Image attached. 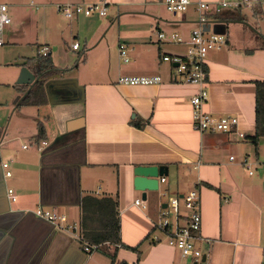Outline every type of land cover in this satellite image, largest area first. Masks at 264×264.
I'll return each mask as SVG.
<instances>
[{
    "label": "crops",
    "instance_id": "0c3cea01",
    "mask_svg": "<svg viewBox=\"0 0 264 264\" xmlns=\"http://www.w3.org/2000/svg\"><path fill=\"white\" fill-rule=\"evenodd\" d=\"M64 1H105L110 23L91 16L66 19L55 10ZM197 1L177 15L159 0H0L11 18L4 40L29 44L37 54L47 47L55 66L38 78L44 101L18 106L36 83L26 85L0 126V264H193L155 227L165 203L159 196L180 198L192 189L199 195L202 240L196 246L204 264H264V174L255 166L249 175L242 165L264 150V137L255 144L250 139L254 82L264 80V0L211 19L226 44L208 54L203 110L236 117L245 139L195 131L189 100L199 87L172 81V65L161 59L183 53L186 45L159 40L157 32L186 40L196 27ZM120 44L128 46L127 62L119 58ZM121 75H158L161 81L119 84ZM1 163H8L10 176ZM138 165L167 169L158 190L146 192L144 210L134 204L141 200L133 186ZM7 188L15 201L8 200ZM109 200L116 202L119 241L102 242L109 251L95 255L83 251L82 240L33 214L38 207L64 214L91 243L83 233L99 231L112 216ZM104 253L113 255L112 263Z\"/></svg>",
    "mask_w": 264,
    "mask_h": 264
},
{
    "label": "built area",
    "instance_id": "2783aa9c",
    "mask_svg": "<svg viewBox=\"0 0 264 264\" xmlns=\"http://www.w3.org/2000/svg\"><path fill=\"white\" fill-rule=\"evenodd\" d=\"M165 9L179 15L186 11L192 4V0H159ZM256 0H217L214 3L206 1H197L195 3V13L197 14L196 27L191 29L188 37L184 40L179 34L171 33L166 36L163 32H157L159 40L170 43H184L185 50L181 54H165L161 57L163 61H167L172 65L170 79L176 81L178 78L183 82L196 85L199 87L198 92L190 97L189 103L192 108V127L199 133L222 132L234 133L240 139H245V134L238 129V119L234 116H213L209 112L203 110V105L206 103L208 95L205 89L206 84V61L210 51L219 50L226 44L224 34L216 33L211 29V19L221 14L224 9L234 8H251L256 4ZM31 5L33 3L31 2ZM55 10L66 19H73L78 16H90L97 14L99 16L107 15V4L105 1L97 3H84L64 1L55 4ZM211 17V18H210ZM11 23V18L8 14V6L0 3V46L4 43L2 35L4 28ZM205 25L209 28L206 31ZM204 26V27H203ZM72 49L78 48V43L71 45ZM47 47H42L38 54L46 55ZM119 58L127 62L126 45L118 46ZM161 81L160 76H145V75H121L117 78V83L127 85H150L158 84ZM25 148V146H23ZM230 159H233L231 156ZM243 167L249 175L253 174L255 166H259L264 172V150L260 159L242 162ZM1 167L5 169L4 176H10L8 163H1ZM164 178H159V182H163ZM6 195L11 202L16 200V195L12 188L6 189ZM134 204L141 210L146 208L144 201L136 199ZM163 204L165 206L163 207ZM160 203L158 209V221L155 227L164 235L165 242L179 251L180 255L195 264H204L202 257L203 251L196 246V242L202 240L200 236L201 214L199 195L196 189L188 191L180 198L177 196L170 197L168 202ZM33 214L39 219H43L50 223L57 230L70 234L79 240H82V249L86 253H91L100 248V244H91L82 239L79 235L80 227L77 222L67 219L64 214L55 213L50 210L38 207L33 211ZM155 240H158L154 236ZM116 246H119L118 244Z\"/></svg>",
    "mask_w": 264,
    "mask_h": 264
},
{
    "label": "trees",
    "instance_id": "16d2710c",
    "mask_svg": "<svg viewBox=\"0 0 264 264\" xmlns=\"http://www.w3.org/2000/svg\"><path fill=\"white\" fill-rule=\"evenodd\" d=\"M239 19V17H237ZM23 66H28L32 69L33 74L37 78H41L45 73L53 71L55 66L52 62L49 53L46 55L37 54L35 58L27 59ZM24 90L26 85H22ZM255 87V107H254V134L250 136L251 141L255 144L257 140L264 137V80H256L254 82ZM44 101V90H43V80L38 79L36 84L23 96L18 106L27 105H39ZM136 127L141 128L142 123H135ZM208 185V184H206ZM209 186V185H208ZM87 197L82 199L81 212H82V223L85 220V200ZM89 202V200L87 199ZM94 201V200H93ZM104 200H102L103 202ZM100 202V200L98 201ZM112 207V216L102 224V228L96 231H85L83 233L84 238H86L92 244H100L102 242H113L117 243L119 241V231H120V220L116 211V202L114 200H109ZM105 228V229H104ZM121 246V245H120ZM137 247L132 249L136 250ZM106 254L112 263L114 259L113 255Z\"/></svg>",
    "mask_w": 264,
    "mask_h": 264
},
{
    "label": "rangeland",
    "instance_id": "374dc122",
    "mask_svg": "<svg viewBox=\"0 0 264 264\" xmlns=\"http://www.w3.org/2000/svg\"><path fill=\"white\" fill-rule=\"evenodd\" d=\"M7 1V0H3ZM91 17H98L101 21L105 23H110V20L106 16H99L97 14L90 15ZM125 18H121L123 20ZM115 28L117 27L114 26ZM232 26L229 27L231 29ZM113 30H109L107 34L112 33ZM3 38V35H2ZM4 44L0 46V126L5 122L4 119L7 117L11 112V109L14 107L16 99L19 98L21 93H24V87L22 85L17 84L16 81L18 79L20 69L23 67V63L27 59H32L37 56V51L35 47L21 43L20 41L17 44L10 43V41L4 40ZM128 46L126 45V49ZM128 50V49H127ZM210 53V52H209ZM77 58V54L76 57ZM62 59V58H61ZM55 60H60L57 57ZM28 90L25 92L27 93ZM25 96V95H23ZM263 139V137L261 138ZM262 147V146H261ZM264 174V172H262ZM161 201L168 202V195L166 196H159ZM159 200V201H160ZM67 217V216H66ZM68 218V217H67ZM80 232L77 229L76 232ZM100 251H109L106 244L101 243L99 249L94 250L91 255H95Z\"/></svg>",
    "mask_w": 264,
    "mask_h": 264
},
{
    "label": "water",
    "instance_id": "95a60500",
    "mask_svg": "<svg viewBox=\"0 0 264 264\" xmlns=\"http://www.w3.org/2000/svg\"><path fill=\"white\" fill-rule=\"evenodd\" d=\"M204 27V26H203ZM209 28L208 25H205L204 29L207 31ZM216 33H221L220 31L215 30ZM38 78L31 73L25 66L21 67L17 84L20 85H29L32 87ZM167 175V169L165 165H138L133 168V186L134 189L140 191L141 200H146L147 191H157L159 185V178ZM165 204H163V207ZM204 256L202 259L204 260ZM195 264V263H193Z\"/></svg>",
    "mask_w": 264,
    "mask_h": 264
},
{
    "label": "bare ground",
    "instance_id": "6f19581e",
    "mask_svg": "<svg viewBox=\"0 0 264 264\" xmlns=\"http://www.w3.org/2000/svg\"><path fill=\"white\" fill-rule=\"evenodd\" d=\"M204 257H205V255H204ZM203 260V259H202Z\"/></svg>",
    "mask_w": 264,
    "mask_h": 264
}]
</instances>
